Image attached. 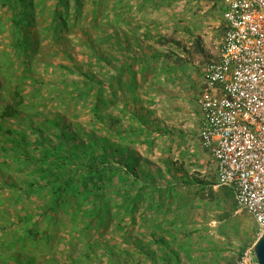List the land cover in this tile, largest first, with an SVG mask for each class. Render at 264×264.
Returning <instances> with one entry per match:
<instances>
[{
	"label": "trees",
	"instance_id": "1",
	"mask_svg": "<svg viewBox=\"0 0 264 264\" xmlns=\"http://www.w3.org/2000/svg\"><path fill=\"white\" fill-rule=\"evenodd\" d=\"M73 2L72 7L71 0H0V7L8 13L7 45L17 82L12 86L3 82L7 71L0 64V191L11 194L7 198L10 205L20 204L28 196H39L34 203L39 209L38 215L48 223L53 222L59 208L73 209V214L81 219V235L87 237L80 247L74 243L69 245L71 255L66 256L69 263H59L51 252H38L51 251L49 243L54 234L47 233L48 223L47 227H41L42 221L32 222L30 214H23L19 217L22 230L6 241L8 247H15L8 256L12 260L8 264H91L94 256L98 261L104 258L105 264H128L124 257L127 249H119L105 238L107 233L118 234L123 242H129L122 223L126 215L134 220V211L142 204L166 214L172 203L167 198L174 199L175 187L183 186L187 191L196 188L195 193L208 189L213 193L212 187L217 184L188 175L170 159H164L169 177L158 168L152 172L142 167L139 160L148 161L134 146H150L153 140L136 141L134 137L161 129L156 121L147 119L149 111L137 107L139 80L133 63L124 61L109 76L99 77L93 70L81 73L83 85L77 83L66 95L58 89L54 94L57 98L63 96L62 102L51 107L46 106L39 88L25 91L28 78L34 75L41 38L49 36L50 40L62 43L61 40L68 41L73 27H81L82 0ZM2 27L0 23V33ZM97 27L100 26L94 29ZM82 31L88 36V45L91 44L93 38L89 40V31ZM98 37L96 34L94 40ZM92 55L97 65L104 62L103 65L113 68L110 56L98 50ZM3 57L9 64V57ZM143 58L146 57L134 55L132 60L142 67L147 63ZM75 69L81 72V68H68ZM72 102L80 105L76 114L69 110ZM219 193L226 205L238 208L231 188L222 186ZM179 197L177 208L185 205ZM198 200L202 201L203 197L199 196ZM175 215L166 220L172 227L176 223ZM177 216L183 217V213L178 212ZM152 227L149 234L158 251H147L139 237H132L137 248L149 254L153 264L158 261L181 264L178 250L171 244L175 237L170 234L169 240L161 234L167 231L161 221L152 223ZM178 245L185 250L183 245Z\"/></svg>",
	"mask_w": 264,
	"mask_h": 264
},
{
	"label": "rangeland",
	"instance_id": "2",
	"mask_svg": "<svg viewBox=\"0 0 264 264\" xmlns=\"http://www.w3.org/2000/svg\"><path fill=\"white\" fill-rule=\"evenodd\" d=\"M74 5L71 0V6ZM81 10L79 21L83 28L73 27L68 41L58 43L50 40L49 36L41 38L39 55L34 62V75L28 78L25 91L39 88L46 106L51 107L62 102L63 96L57 98L54 94L58 89L65 91L66 95L77 83L83 85L81 73H92L93 70L99 77L104 74L109 76L124 61L133 63L132 68L139 80L136 88L139 94L137 107L149 111L147 119L156 121L161 129L134 137L136 141L153 140L150 146H134L138 154L148 161L140 159L142 167L152 172L158 168L165 177H169L164 159H170L181 165L188 175L217 183L215 162L200 140L202 116L196 99L205 65L219 55L224 33L221 0H82ZM7 15L5 9L0 7V23L3 25L0 64L7 71L6 77L3 75V82L12 86L17 82L7 45ZM95 26L100 27L94 29ZM84 29L90 33L89 40L93 38V43L89 45L88 36L82 31ZM96 34L99 37L94 40ZM95 50L110 56L113 68L103 65L104 62L97 65L92 55ZM4 55L9 57V64ZM134 55L146 57L143 59L147 63L141 67L132 60ZM74 67L81 68V72L68 70ZM33 100L39 101L37 97H33ZM79 107V104L72 102L69 110L76 114ZM163 129L167 132H163ZM221 187L214 185L213 193L208 189L195 193L196 188L187 191L183 186L175 187L174 199L167 198L168 201L172 200L170 212H155L142 204L134 211V220L129 214L124 217L122 223L128 243L123 242L118 234L107 233L105 238L116 244L117 248L127 249L124 257L128 264H153L151 256L142 253L131 238L139 237L147 251H158L149 231L153 228L152 223L161 221L162 227L167 230L161 234L167 239L171 238L170 234L175 237L171 244L177 248L181 264H234L241 252L252 246L263 232L245 209L238 204L237 209L226 205L219 195ZM10 196L6 191H0L3 203L0 205V264L12 261L8 256L15 247H8L6 241L22 230L19 217L30 214L32 222L42 221L41 227H47L48 223L38 215L39 209L34 202L39 200V196L23 198V202L17 205L7 202ZM199 196L203 197L202 201L198 200ZM178 197L185 203L181 208H177ZM22 207L27 210L20 209ZM73 212L69 207H61L54 214L53 222L48 223L47 229V233L54 234L49 243L51 251L40 250L39 254L51 252L59 263L70 262L66 257L71 255L69 245L74 243L80 247L87 241L86 235L82 236L80 232L81 219ZM175 212L176 215L182 212L183 217H176ZM174 215L176 223L172 227L166 220L169 221ZM178 243L185 250L180 249ZM100 252L98 248L97 254ZM98 259L92 257L91 264H105L104 258H101L102 261Z\"/></svg>",
	"mask_w": 264,
	"mask_h": 264
},
{
	"label": "built area",
	"instance_id": "3",
	"mask_svg": "<svg viewBox=\"0 0 264 264\" xmlns=\"http://www.w3.org/2000/svg\"><path fill=\"white\" fill-rule=\"evenodd\" d=\"M223 38L208 62L196 103L202 146L217 185L232 189L264 232V0H221ZM234 264H258L253 245Z\"/></svg>",
	"mask_w": 264,
	"mask_h": 264
},
{
	"label": "water",
	"instance_id": "4",
	"mask_svg": "<svg viewBox=\"0 0 264 264\" xmlns=\"http://www.w3.org/2000/svg\"><path fill=\"white\" fill-rule=\"evenodd\" d=\"M253 251L258 264H264V232L253 243Z\"/></svg>",
	"mask_w": 264,
	"mask_h": 264
}]
</instances>
